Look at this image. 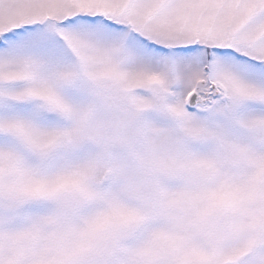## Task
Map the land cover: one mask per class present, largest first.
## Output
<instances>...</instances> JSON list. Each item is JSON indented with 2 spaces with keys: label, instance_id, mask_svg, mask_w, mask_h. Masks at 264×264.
<instances>
[{
  "label": "snow or ice",
  "instance_id": "6c2138e0",
  "mask_svg": "<svg viewBox=\"0 0 264 264\" xmlns=\"http://www.w3.org/2000/svg\"><path fill=\"white\" fill-rule=\"evenodd\" d=\"M0 264H264V0H0Z\"/></svg>",
  "mask_w": 264,
  "mask_h": 264
}]
</instances>
